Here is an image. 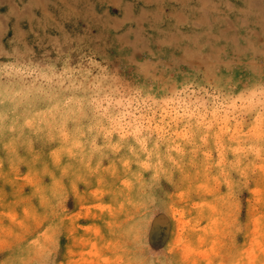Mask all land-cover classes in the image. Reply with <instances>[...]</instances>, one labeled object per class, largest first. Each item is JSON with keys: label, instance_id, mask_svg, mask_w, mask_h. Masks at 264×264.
<instances>
[{"label": "rangeland", "instance_id": "obj_1", "mask_svg": "<svg viewBox=\"0 0 264 264\" xmlns=\"http://www.w3.org/2000/svg\"><path fill=\"white\" fill-rule=\"evenodd\" d=\"M0 264H264V0H0Z\"/></svg>", "mask_w": 264, "mask_h": 264}]
</instances>
